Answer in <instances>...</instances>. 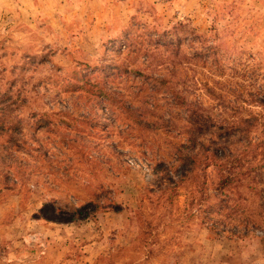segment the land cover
Masks as SVG:
<instances>
[{"label":"rangeland","instance_id":"rangeland-1","mask_svg":"<svg viewBox=\"0 0 264 264\" xmlns=\"http://www.w3.org/2000/svg\"><path fill=\"white\" fill-rule=\"evenodd\" d=\"M181 96L233 123L228 195ZM0 264H264V0H0Z\"/></svg>","mask_w":264,"mask_h":264},{"label":"trees","instance_id":"trees-1","mask_svg":"<svg viewBox=\"0 0 264 264\" xmlns=\"http://www.w3.org/2000/svg\"><path fill=\"white\" fill-rule=\"evenodd\" d=\"M181 106H184L187 111V127L188 141L192 147L197 146L198 152L201 153L204 166H212L217 179L216 190L224 192L228 195L229 189L234 185V180L240 179L238 169L241 168V163L244 159L234 153V142L232 140L233 123L223 115L214 117L210 111L199 102H190L183 96L180 98ZM184 156L188 154L179 155L178 159L183 162ZM164 164V163H163ZM163 171L159 172L164 181H173V176L170 173L169 166L164 165ZM188 169H183L177 176V180H181L188 174ZM93 204L90 209L81 206L79 209L68 210L64 207L54 204L55 212L65 211L69 214L68 222L80 220L93 214L98 208L97 203ZM65 209V210H64ZM40 218L45 217L40 215ZM60 222V221H55Z\"/></svg>","mask_w":264,"mask_h":264}]
</instances>
